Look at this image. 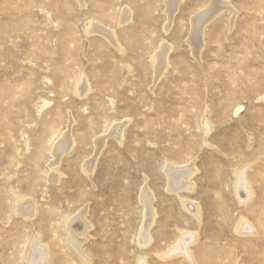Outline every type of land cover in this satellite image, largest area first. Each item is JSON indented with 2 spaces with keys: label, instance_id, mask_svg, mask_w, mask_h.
Masks as SVG:
<instances>
[{
  "label": "rangeland",
  "instance_id": "rangeland-1",
  "mask_svg": "<svg viewBox=\"0 0 264 264\" xmlns=\"http://www.w3.org/2000/svg\"><path fill=\"white\" fill-rule=\"evenodd\" d=\"M222 1L194 47L212 0L171 18L165 0H0V264H26L34 237L44 264H264V0ZM167 163L193 167L189 188L169 190Z\"/></svg>",
  "mask_w": 264,
  "mask_h": 264
},
{
  "label": "bare ground",
  "instance_id": "bare-ground-1",
  "mask_svg": "<svg viewBox=\"0 0 264 264\" xmlns=\"http://www.w3.org/2000/svg\"><path fill=\"white\" fill-rule=\"evenodd\" d=\"M78 1L81 2L82 5L84 4L83 0H78ZM178 1L179 0H165V3L167 5V12H168L170 18L174 15V13L177 10ZM212 1H213L214 6L212 7V10L211 11L208 10L209 13L207 15H205V17L201 18V20H199V21H197V17L196 16L192 18V27H193L194 30H196L195 31L196 35L194 33V35L189 40L191 41L190 44H192L194 47H199L200 46V43H201L200 42V38L202 37L201 35H202L203 27L205 26V24L211 19V17L213 15H215L218 11H220L221 8L223 9L224 7L229 6V5H227L228 4L227 2L222 1V0H212ZM131 13L132 12L129 9H124L123 12L121 13L122 15H121V21L120 22H125V23L127 21L129 22V20H131ZM170 21H171V19H170ZM87 30L89 32H92V33H94V32L102 33L103 35H105L107 37V39L109 41H112L114 43L116 42V39L117 38L115 39V36H116L115 35V32L112 31V30H109L108 28H106V26L104 27L102 24H100L98 22L91 21L89 23L88 27H87ZM190 35H191V33H190ZM168 52H169V48L167 46L166 47H161V49L159 51H157L156 54H154V56H153L154 62L156 63L155 68H157V72L158 73L161 70L159 68L160 64L163 66V63H167V62H165V60H166V57H167V53ZM158 78H159V76H158ZM80 82H81V79H80V81L78 83L77 90L80 91L81 89H85V91H86L87 90V86L81 85ZM117 128H119L118 125L115 126V124H114L113 130H116ZM111 130H110V132H111ZM107 136H108V134H107ZM66 144H67L66 142L59 143L57 145V147L54 148L55 149V152H56L55 154L58 155V156H60L61 153H62V150L65 148ZM88 160H90V159H88ZM180 166L172 165L171 163H167L165 165V173L167 175L168 187H169V190L174 191V192H178L179 190L184 189V188H189L190 186H187L188 184L186 185L187 179L189 178L190 175H192L193 173H195L194 170H193V167H192V169H190L188 166H187L188 168L187 167H180ZM242 174L243 173L239 174L240 175L239 176V181L240 182H239V186H238L239 189H238V193H237V195L239 196L240 199L244 198L247 195V189H248L247 186H246V183L247 182H246V180L243 179V178H245L244 177L245 175L243 176ZM237 176H238V174H237ZM236 179H237V177H236ZM237 181H238V179H237ZM236 185L237 184H235V188H236ZM146 190H147V188H146ZM248 196H249V193H248ZM248 198L250 199L251 197H248ZM141 199H143V201L146 203V205H145L146 206V220L144 221V227L142 229V231L144 233H146V236L145 235L142 236L140 238V242H145L146 239L148 238L147 237L148 236L147 235L148 233L146 231L148 230L149 226H151V224L153 223V221H154L153 219H154V216L155 215H154V209L151 207L150 200L145 195H143V198H141ZM33 204L31 202L27 201V200L25 201V199L20 196V197L17 198V202H16V205H15V209L17 210V213L18 212H21L23 214H26V215H28V218H29V216H32V215L35 214V208L33 207ZM183 204L192 213H195L197 215L200 214V209H199L198 203L197 204L190 203V202L184 200L183 201ZM34 206H35V204H34ZM89 225L90 224L89 223H86L85 220L83 221V214H80V215H78V216H76V217H74L72 219H69L67 221V225H66L67 228L66 229H68V232L67 233H69L68 234L69 235V238H68L69 241L68 242L70 244H72L73 247L78 252H80V246H81L82 240L84 239V238L82 239V237L80 238L79 235H81V234L84 235L85 234V231L87 230V228L89 229ZM86 234H87V232H86ZM36 238L37 237H34L33 240H32L31 250H30V253L28 254V256L26 258V264H37V263H39V264L40 263L41 264L43 263L44 264L45 261H46L47 251L45 250V246H41V244H39L36 241ZM179 238H180L181 241L179 240V244L174 249V251H178V252L180 250H182V249L184 251L185 250H188L189 248L187 249V247H186V249H185V248H183V245H186V243L188 241L195 240L194 234H193V236L188 234V235H184L183 237L181 236ZM150 241H151V239H150ZM174 251H172V252H174ZM169 253H171V252H169ZM186 254H188V253H186ZM79 255H81V254H79ZM188 255L190 256L191 254H188ZM163 256H165V255H163ZM189 258H191V257H189ZM144 263L147 264L145 261H144ZM144 263L142 262V260H140V264H144Z\"/></svg>",
  "mask_w": 264,
  "mask_h": 264
}]
</instances>
